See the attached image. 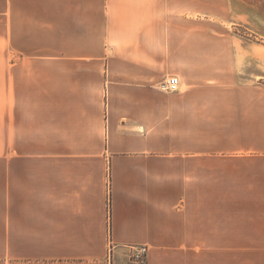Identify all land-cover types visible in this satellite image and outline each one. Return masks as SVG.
Listing matches in <instances>:
<instances>
[{"label": "crops", "instance_id": "crops-1", "mask_svg": "<svg viewBox=\"0 0 264 264\" xmlns=\"http://www.w3.org/2000/svg\"><path fill=\"white\" fill-rule=\"evenodd\" d=\"M250 1L0 0V264H232L202 251L203 154L264 158V53L224 28Z\"/></svg>", "mask_w": 264, "mask_h": 264}, {"label": "rangeland", "instance_id": "rangeland-1", "mask_svg": "<svg viewBox=\"0 0 264 264\" xmlns=\"http://www.w3.org/2000/svg\"><path fill=\"white\" fill-rule=\"evenodd\" d=\"M249 7V10L235 11L246 18L245 20L235 19V25L224 28L233 36L234 53H250L253 57L264 53V4L258 5L257 0H251ZM255 70L252 67L250 69V84L264 88V70L260 69L259 73H255L259 78L254 77ZM263 159L251 154H203L202 206L212 224V228L203 235L208 249L202 251L207 257L210 252H214L223 262L228 260L232 264H258L260 260L263 263L264 251L246 248L247 243L252 245L256 241L257 221L259 219L263 222L264 217V202L258 201L257 186L258 163L263 162ZM217 166L219 168H215ZM227 214L233 215V234H225V219L222 217ZM228 237L232 238L228 240ZM226 241H232L233 245L226 244ZM214 242L224 243L211 251ZM228 245L230 247L224 248ZM133 246L137 245H132L127 250L128 260L144 263L148 251L143 262L130 260L129 254Z\"/></svg>", "mask_w": 264, "mask_h": 264}, {"label": "built area", "instance_id": "built-area-1", "mask_svg": "<svg viewBox=\"0 0 264 264\" xmlns=\"http://www.w3.org/2000/svg\"><path fill=\"white\" fill-rule=\"evenodd\" d=\"M180 79L176 75L167 77L160 85V89L165 92L173 93L179 90ZM148 247L146 245H137L131 248L129 257L134 262H143L147 255Z\"/></svg>", "mask_w": 264, "mask_h": 264}]
</instances>
